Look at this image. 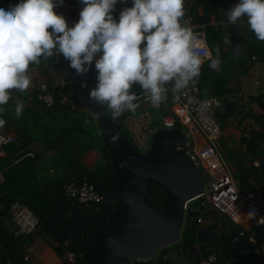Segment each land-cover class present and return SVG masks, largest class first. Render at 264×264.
Listing matches in <instances>:
<instances>
[{"label": "crops", "instance_id": "obj_1", "mask_svg": "<svg viewBox=\"0 0 264 264\" xmlns=\"http://www.w3.org/2000/svg\"><path fill=\"white\" fill-rule=\"evenodd\" d=\"M0 1V8L8 9L3 4L9 5L12 0ZM238 2L185 0L183 20L188 22L194 32H204L213 58L216 57V49H219L220 64L212 69L209 67L210 60L204 61L196 86L202 98L214 99L217 104L212 108L221 131L217 145L238 189L244 194L264 186V41L256 38L246 18L236 25L227 22L226 13ZM29 74L32 80L30 87L24 92L10 90L12 99L8 104L0 105V109H3L0 118L6 121L0 131L14 138L11 144L0 151V189L11 185L18 189L19 182L12 179L22 174V182H29L33 176L27 169L35 154L36 163L32 164L36 167L39 184L44 185L43 191L51 199V208L40 222L35 235L28 238L13 235L8 214H1L3 207L0 205V231L1 226L5 228L7 237H12L20 248L19 254L14 252L9 259L10 246L0 233V264H67L60 259L59 253L72 251L73 244L79 240L75 235L77 231L80 239L83 237L81 227L87 208H74L67 204L68 200L64 196L56 195L53 191L69 178L93 173L103 160L102 147L82 151L85 145L72 137L67 146L47 151L45 147L52 138L68 124L78 129L83 118L66 122L64 119L68 117L65 114L59 116L55 108H41L31 99L32 85H59L65 82L67 89L72 83L73 70L63 55L57 54L47 60L40 58L39 64H30ZM131 90L143 92L138 84L133 85ZM17 101L25 104L20 118L14 112ZM72 111L89 117L93 131L98 129L95 114L91 110L72 108ZM44 114L48 116L46 121ZM29 116L31 119L27 121ZM190 137L198 145H204V139L198 132ZM58 160L62 166L55 172L52 165ZM47 173L52 178L45 181L43 178ZM191 210L198 212V215L186 221L194 225V230L187 233V242L167 246L165 252L157 253L151 263L144 264H158L157 255H164L171 264H198L210 254L216 256L214 264H264V225L253 228L244 217L238 221L231 220L209 205L201 206L200 202ZM241 232L249 236L254 249L237 250L232 245V238ZM226 246H229V251L225 250Z\"/></svg>", "mask_w": 264, "mask_h": 264}, {"label": "clouds", "instance_id": "obj_2", "mask_svg": "<svg viewBox=\"0 0 264 264\" xmlns=\"http://www.w3.org/2000/svg\"><path fill=\"white\" fill-rule=\"evenodd\" d=\"M80 2L84 5L80 19L71 28L54 10L63 0H19L8 9L0 8V105L12 99L10 90L24 92L30 87V64L57 54L80 75L95 63L98 83L89 96L110 109L114 120L139 107L138 96L130 91L133 85L138 84L158 108L169 88L179 93L199 82L204 60L198 49L204 41L183 20L185 0H132L133 6L120 13L118 22L112 15L118 0ZM226 16L232 25L246 18L256 38L264 41V0H239ZM208 59L215 69L221 62L219 49L215 58L209 51ZM210 104L203 101L205 108ZM24 109L23 102H15L17 118ZM5 123L0 118V128Z\"/></svg>", "mask_w": 264, "mask_h": 264}, {"label": "water", "instance_id": "obj_3", "mask_svg": "<svg viewBox=\"0 0 264 264\" xmlns=\"http://www.w3.org/2000/svg\"><path fill=\"white\" fill-rule=\"evenodd\" d=\"M72 70L69 97L72 106L94 112L106 142L117 137L108 152L112 163L110 187L117 196V204L107 225L98 232L87 264L150 261L161 249L180 240L185 207L205 188L203 174L189 158L187 138L178 128L156 131L148 153H137L120 126L106 116V106L95 103L89 96L98 83L95 63L83 75ZM84 83L87 88L82 89ZM148 179L165 187L163 211L155 210L145 202ZM197 215L198 212H187L188 217ZM232 245L237 250L255 247L249 236L244 235L234 236Z\"/></svg>", "mask_w": 264, "mask_h": 264}, {"label": "built area", "instance_id": "obj_4", "mask_svg": "<svg viewBox=\"0 0 264 264\" xmlns=\"http://www.w3.org/2000/svg\"><path fill=\"white\" fill-rule=\"evenodd\" d=\"M18 2L19 0H12L9 5L5 3L3 5L9 8ZM55 2L56 0H54ZM132 6V0H118L115 10L112 12L114 19L119 21L120 13ZM83 7L80 0H63V5L57 6L54 10L65 18L68 27L71 28L79 21ZM193 33L204 41L198 51L204 61L208 60L209 48L204 32L193 31ZM200 34L203 35L200 36ZM66 86L65 82H61L59 85L57 83H35L32 85L31 99L44 109L68 106L70 95L65 92ZM136 95L139 98L138 101H135L139 104L136 111L139 113L133 114L125 111L118 118L119 122H116L128 134L132 148L141 155L148 153L151 149L152 136L156 131L176 129L177 125L185 126L187 128V132L184 133L187 138V154L202 172L205 183L202 194L194 201L199 200L201 206L209 205L234 221L244 217L251 227L261 228L264 225V186L255 192L244 194L238 189L231 170L217 145L221 131L212 112V108L217 106L215 100L202 98L196 85H190L179 93H174L169 88L166 99L158 108L152 106L148 94L144 91L136 93ZM205 100L211 101L207 108L203 106ZM151 111H154L159 117L157 126L152 124ZM194 132H198L203 137L204 145L200 146L193 140H189ZM13 141V136L0 131V151L2 147ZM61 192L76 208L91 209L102 203L105 197L103 191L97 190L95 185L84 177L78 181L74 177L69 178L62 184ZM185 211L187 212V206ZM8 215L13 226L14 236L33 237L40 226V220L21 203H13L9 208ZM239 235H244V232ZM76 258L74 252L61 251L60 259L67 264L75 263ZM215 262V254H210L202 258L198 264H214Z\"/></svg>", "mask_w": 264, "mask_h": 264}, {"label": "trees", "instance_id": "obj_5", "mask_svg": "<svg viewBox=\"0 0 264 264\" xmlns=\"http://www.w3.org/2000/svg\"><path fill=\"white\" fill-rule=\"evenodd\" d=\"M72 91L71 85L65 89V92L70 95ZM131 92H134L133 90H130ZM69 107H60L56 106L55 110L60 111H67L68 109L72 110V104L69 102ZM54 109V108H53ZM93 112V111H92ZM94 114V113H93ZM106 116L112 121V122H119L118 119H112V113L111 110L106 107L105 109ZM95 120V115H94ZM97 125V124H96ZM179 128V125L176 126ZM98 128V126H97ZM79 130V131H77ZM122 131H124L121 128ZM77 131V132H76ZM125 133V131H124ZM103 134V133H102ZM73 136H80L81 143L87 139L90 138L95 139L93 137V132L87 131L83 123L80 124L78 129L75 128V126L67 125L66 128L62 131H60L52 140H50V143L48 144L45 149L47 151L55 150L58 146L65 145L67 146L70 142V137ZM104 139V138H103ZM117 137L115 136L110 141H104V145L102 147V154H103V160L101 161V164H99L98 171H94L90 175L87 176H77L75 177V180L78 181L82 177L86 178L90 183L95 185L96 189L100 192L103 191L105 194V197L102 201V203L94 206L91 209H87L85 211L86 217L83 219L81 232L83 234V237L80 239V233L77 231L75 235L79 237L72 247V251L76 254L75 263L73 264H87L88 259L92 253V250L94 248L96 236L98 232L103 229L108 221L109 217L112 214L114 208L117 204V196L116 194L111 190L110 187V179H111V173H112V163L109 159L108 152L110 148L114 145ZM34 160V161H33ZM33 160L29 159V162H31V166L28 167V173L33 176L30 182H22L23 177L22 175H19L17 178H13V181L19 182V188H15L11 185V187H4L2 186L0 189V205L3 207L1 214H8L9 208L13 203H21L25 205L27 208H29L34 215L40 220V222L45 218V216L49 213L50 210V204L51 199L48 196L47 192L43 191V186L39 184L38 181V175L36 167L33 165L36 163L35 160V154L33 155ZM33 163V164H32ZM67 181V180H66ZM65 181V182H66ZM8 184V183H7ZM63 184V183H62ZM57 185V184H56ZM58 186V189H55L53 191L54 194L62 195L61 187ZM164 195H165V187L158 183L157 181L153 179H148V190L145 196V202L153 209L158 211H163L165 208L164 205ZM63 196V195H62ZM66 199V198H65ZM195 201L190 202L187 205V212H194L191 209L195 208V205H193ZM68 205H71L70 201L67 202ZM73 207V206H72ZM75 208V207H74ZM9 217V215H8ZM188 217V216H187ZM186 218V217H185ZM181 231V237L178 243H185L187 242V233L190 232V230H194V225H189L186 223V221L191 220L193 218H189L185 220ZM10 219V217H9ZM1 235L4 236V238L7 239V243L10 246V252L8 253L9 259L12 258L14 252L19 254L20 248L17 247L16 242L12 239V237H7V231L5 228L1 226ZM9 238V239H8ZM167 248V247H166ZM166 248L161 249L160 252H165ZM229 246L225 247V250L229 251ZM61 256V252L59 253V257ZM158 264H171L170 260L167 258H164V255L157 258ZM153 261V258L150 261H147V263H151ZM20 261H18L19 263ZM141 262H135L133 261L131 264H138ZM142 264V263H141Z\"/></svg>", "mask_w": 264, "mask_h": 264}, {"label": "rangeland", "instance_id": "obj_6", "mask_svg": "<svg viewBox=\"0 0 264 264\" xmlns=\"http://www.w3.org/2000/svg\"><path fill=\"white\" fill-rule=\"evenodd\" d=\"M139 113V111H136L134 114H138ZM151 113V115L153 116V119H152V124L154 125V126H157L158 125V121H159V117H158V115H156L155 114V112L154 111H151L150 112ZM62 114H65L67 117H68V119L67 118H65L64 119V121H66V122H75L76 121V119H79V118H83V119H81L82 121H81V123H83V126H84V128L87 130V131H90V132H93V134H94V140H91V139H89V140H87L86 139V142H82L84 145H85V147L83 146V148H81V150L83 151V150H89V149H96V150H98V149H100V147H103V145H104V139H103V135H104V133H103V131H101L100 129H99V127H98V129H94V131H93V127H92V123H91V121L89 120L90 118L89 117H87V116H85L84 114H78L77 112H74V111H72V110H70V109H68L67 111H62V112H59V116L60 115H62ZM46 117H48V116H46L45 114H44V120L46 121L47 119H46ZM31 119V117L29 116V117H27V121H29ZM98 126V125H97ZM122 129L124 130V128L122 127ZM179 129L183 132V133H186L187 132V128L185 127V126H183V125H179ZM103 133V134H102ZM126 135H127V139H129V137H128V134L126 133ZM73 137V139L74 140H78L79 142L81 141V139H79V136H73V135H71V137L70 138H72ZM76 137H78V139L76 138ZM91 140V141H90ZM189 140L191 141L192 140V138L191 137H189ZM130 141V140H129ZM144 155L145 154H147V152L146 153H143ZM61 161L60 160H58L57 162H55V163H53V165H52V169H53V171H55V172H58L57 170H59V169H61V166H62V164L60 163ZM99 164H101V162L99 163ZM98 168H99V165L95 168V172L96 171H98ZM57 175H58V173H57ZM59 176V175H58ZM57 177V176H56ZM52 178V176L51 175H49L48 173L46 174V176H44V178H43V180H50ZM31 180H29V182H30ZM198 203H199V200H196L194 203H193V205H195V206H198ZM185 220H187L188 219V217H187V212H186V215H185ZM171 246V245H170ZM166 248V247H165ZM162 255H157V257H161ZM142 263V262H141ZM141 263H138V264H141ZM142 264H144V263H142Z\"/></svg>", "mask_w": 264, "mask_h": 264}, {"label": "flooded vegetation", "instance_id": "obj_7", "mask_svg": "<svg viewBox=\"0 0 264 264\" xmlns=\"http://www.w3.org/2000/svg\"><path fill=\"white\" fill-rule=\"evenodd\" d=\"M144 155V154H143Z\"/></svg>", "mask_w": 264, "mask_h": 264}]
</instances>
